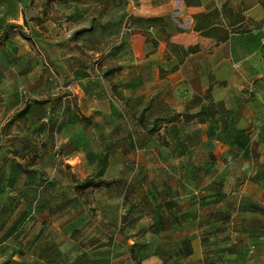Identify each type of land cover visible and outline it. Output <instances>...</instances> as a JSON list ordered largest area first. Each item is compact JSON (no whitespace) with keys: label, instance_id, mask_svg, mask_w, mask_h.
Instances as JSON below:
<instances>
[{"label":"crops","instance_id":"crops-1","mask_svg":"<svg viewBox=\"0 0 264 264\" xmlns=\"http://www.w3.org/2000/svg\"><path fill=\"white\" fill-rule=\"evenodd\" d=\"M11 2L10 10L7 2L0 4V134L13 135L12 155L0 157V178L8 170L9 179L13 161L28 156L38 155L37 161L43 158L47 166L78 158L80 167L88 166L90 177L112 182L91 189L108 194V210L114 212L118 196L119 208L130 214L137 211L132 198L148 192L139 193L144 185L129 176L108 173L136 165L141 184L149 182L156 198L147 208L154 220L143 223L135 237L109 234L104 239L98 231L113 228L112 222L97 220L89 226L85 221L80 226L87 228L80 240L83 248L61 264H264V220H249L261 211L245 206L242 186L236 184L264 180V8L259 1ZM225 3L233 12H242L246 32L234 31L221 42L194 30L196 16ZM24 12L43 40L59 81L42 64L31 41L7 32L10 23L22 21ZM135 18H162L164 33L131 26ZM218 20L221 26L228 21L223 14ZM99 55L102 74L91 64ZM74 81L81 83V94L71 99L63 89ZM115 92L161 101L177 119L149 136ZM154 148L153 162L163 173L156 182L149 177L152 163L147 156ZM6 183L0 193L13 196L14 189L9 192ZM84 192L67 210L74 207L84 215V206L78 204ZM23 225L12 223L10 234L0 233V246L8 241L12 246L9 256L0 259H11L12 264L58 261L46 242L36 249L33 233L20 237ZM181 228L187 230L183 239ZM166 243L176 250L163 251ZM205 243L224 251L203 252ZM118 246L127 252L116 250Z\"/></svg>","mask_w":264,"mask_h":264},{"label":"rangeland","instance_id":"rangeland-1","mask_svg":"<svg viewBox=\"0 0 264 264\" xmlns=\"http://www.w3.org/2000/svg\"><path fill=\"white\" fill-rule=\"evenodd\" d=\"M4 2L9 4L10 10V8H12L11 0H0V4ZM22 15V21L10 23L7 28V32L17 33L23 39L31 41L42 64L50 71L52 78L59 81L58 72L47 59L43 40L36 35L33 26L27 18L26 12ZM91 60L93 70L102 74L104 69L101 68V55L94 56ZM81 87L82 86L79 81H74L64 85L63 90L67 92V95L72 99L73 96H80ZM146 105L147 103L144 101L141 105L135 106V110L138 112ZM162 108L163 107L156 103L154 107L147 112L146 118L148 124H152L154 115ZM8 122L10 121L4 122V124H8ZM0 135L4 136L0 138V142L4 141V144L0 146V157H10L12 155L10 144L13 135L9 131ZM134 135L137 134L135 133ZM156 140L157 142L159 141L160 144H163L161 138ZM36 150L39 151V149ZM155 155L156 149L154 148L147 156L148 162L152 163L148 164V170L150 171L149 177L151 180L156 182V180L162 178L161 176L163 173L161 172V167L153 162L152 158H154ZM260 155L263 158V164H260V172L263 173L264 148L260 150ZM258 158L254 156L253 159L257 160ZM38 159L39 157L36 155L33 157L28 156L27 158H21L19 159V163L13 161V171L11 172L10 178L7 179L8 170H6V174L2 175L0 178V185L3 181H7L4 185L5 187H8V191L10 192L11 189H14L15 191L13 196H6L0 193V226L3 225L0 233L2 236H7V234L11 233L12 223H19L20 225L24 224L18 231L20 233V237L23 236L25 238L28 233H33L35 236L34 242L36 243V249L43 247V243L45 242L46 246L51 245L50 253L53 255V258L56 259L58 257V261L56 259V261H53V264H61V262H64L67 259L71 260L73 255L75 256L79 251H81L83 247L80 240L83 237V231L87 228L81 229L80 226L85 221H88L89 226H93L94 222L97 220H100L101 223L102 221L112 222L110 226L113 225V228H103L98 231V234L101 235L102 238L106 239L109 234L110 236L112 235V237L115 236L116 238H123L124 235L127 236L129 234L133 237L140 235L142 231V224H146L147 220L155 217L154 213L147 211V208L156 202V198L155 195L151 194L152 188L148 186V184H150L149 182L148 184H141L140 166H128L129 168L126 167L122 171H119L120 167H116L108 173L110 177L117 176L118 178L121 175L129 176L130 178H133V182L136 185H144L142 186L143 191L138 192H144V195L148 192V196H135L132 198L133 203L137 208L136 212L129 214L128 212H124L123 208H119L121 199L118 196L115 198V210L112 212L111 209L108 210V201L109 199L111 201L108 194L104 192L95 194L94 191H92L93 189H90L83 193V197H81L82 201L80 200L78 202V204L80 203L84 206L83 215L81 212L74 211V207L71 210L67 209L70 205L75 206V201L77 199L76 195L79 194L75 191L73 178L75 177L78 180H83L90 177L87 173L89 172L88 166L80 167V161L78 158L58 161L56 164H50L49 166L46 165V160L44 161L43 158H40V160L37 161ZM253 172H255V169ZM236 184L238 187L242 186V199L245 202V206L248 205L249 208L252 207L253 209L261 211V213L259 212V214H255V216L249 215L252 216L249 220L257 218L263 221L264 180H238ZM238 196L239 195H237V197ZM33 205H35L34 209ZM129 219L131 221L128 225H126L125 220L129 221ZM185 220L186 215L181 216V226ZM28 222L30 223L29 225H27ZM91 233L92 232H90L89 235ZM185 236H187V230L181 228L180 238L183 239ZM149 238H151V241L149 242H153L152 239H154V237L149 236ZM131 239L133 240V238ZM219 247L221 246L205 243L201 246V250L207 253L224 251ZM176 248V245L166 243L163 246V251L171 252V250L175 251ZM184 248H186L185 245L180 246L181 252L183 250L185 251ZM11 249L12 246L9 241L0 246V258L8 257ZM115 249L120 250V252H127V249L124 250V247L118 246L115 247ZM0 263L12 264L13 261L11 259H0Z\"/></svg>","mask_w":264,"mask_h":264},{"label":"trees","instance_id":"trees-1","mask_svg":"<svg viewBox=\"0 0 264 264\" xmlns=\"http://www.w3.org/2000/svg\"><path fill=\"white\" fill-rule=\"evenodd\" d=\"M258 1L264 8V0ZM221 14L228 19L226 26H221L219 20L215 22V20L221 18ZM196 18L198 21L194 26L195 31H198L202 36L216 38L221 42L227 41L230 33L234 31H247L243 24L245 18L242 12H233L228 6V3H225L221 9H215L207 14H200L196 16ZM131 26H138L145 29L158 28L161 33H164V20L162 18H135ZM111 73H113L112 70L107 72L106 75L108 76V74L110 75ZM115 95L119 100L123 101L126 108L132 111L133 118L149 136L158 135L159 129L166 121L177 119V116H171L169 108L161 101H155L154 99L146 101L147 105L137 112L135 106L141 105V103L145 101L144 97L127 98L119 95L117 92H115ZM156 103L163 108L154 115L152 124H148L146 114ZM73 182L77 193H82L88 189L108 187L112 184L110 181L93 177H87L83 180H78L74 177Z\"/></svg>","mask_w":264,"mask_h":264}]
</instances>
